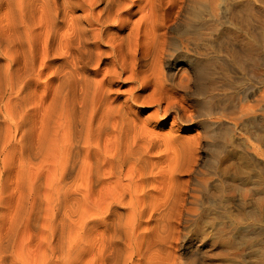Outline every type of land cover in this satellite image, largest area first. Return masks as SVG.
I'll use <instances>...</instances> for the list:
<instances>
[{"label":"bare ground","instance_id":"1","mask_svg":"<svg viewBox=\"0 0 264 264\" xmlns=\"http://www.w3.org/2000/svg\"><path fill=\"white\" fill-rule=\"evenodd\" d=\"M211 1L208 40L191 10L204 0H0V264H204L205 247L248 262L219 234L264 219V123L250 119L264 94L232 108L200 96L222 51L246 73L263 51L237 53ZM182 61L192 75L174 80ZM18 150L57 194L38 254L14 241L28 212L7 213Z\"/></svg>","mask_w":264,"mask_h":264},{"label":"rangeland","instance_id":"2","mask_svg":"<svg viewBox=\"0 0 264 264\" xmlns=\"http://www.w3.org/2000/svg\"><path fill=\"white\" fill-rule=\"evenodd\" d=\"M204 1H206V3L194 2L193 7L191 8V10H193V11L195 10L194 13L192 12V14H193L192 18H194V15L197 14L196 9H198L199 13L203 12L205 20H203L204 22H202V23H204V26L202 29L204 31H201V33L204 36L206 35L207 39L209 40L210 39V32H211V29H210L211 27H209V26H211V23H210L211 17L209 16L210 15L209 9H210V7L212 8V5H211L212 1L211 0H204ZM213 1L215 2V0H213ZM198 3L200 4L199 6H197ZM204 4H205V6H203ZM217 4H219V11L218 12H219V15L221 17L220 21L222 20L221 21L222 23L220 25L221 26L220 27L221 34L223 32H225L222 34L224 37H225V34L229 31H231V33L233 35L236 34L235 35L236 37L234 36L235 38L233 39V43L236 42V43H234V48H235V51L239 54H240L241 50L243 51L245 49L246 46L255 48L254 44H255V46L258 45V46H256V48L259 47V49H256V48L255 49L257 51L258 50L263 51V52L258 51V53L260 52L263 55V58H262L263 61H260V62L258 61L260 63V65L258 63H253L254 65H256V64L257 65L256 66L251 65L252 67L250 66V68H251V70L253 69V73L248 71V73H249L248 74V73H246L247 70H246V68H244V66L240 65L239 68L237 67V66H239V62L237 59H236L237 61H235L234 63H236V65L237 64L238 65L236 66L234 63L231 65V63H230L231 66L229 67L228 66L229 63L227 61L228 57L226 56L224 51H222L221 53L222 54L224 53V54L223 55L220 54V57L222 58L221 62L219 60L218 66H217V64L216 65L213 64L214 66H212L213 67V69H212V82L215 85L213 88V90H215V91L212 90L211 93L209 92L206 95L200 96V99L201 100L205 99L207 102L209 101L208 105H211V106H214V105L217 106V104L219 103L220 105L224 104L225 106L232 108L234 98H235V102H234L235 106H239V107L243 106L244 101L245 102L249 101L250 105H251V103H253V106H254V105H256V99L259 98L260 95L264 94V65H263V63H264V0H217ZM209 5H210V7H209ZM194 6L195 7L197 6V7L194 8ZM201 6L203 8H201ZM198 7H200L201 9H199ZM230 8L234 9V10L233 9L232 10H233V15L235 17V18H233V15H232L233 21H231V22H230V15H229L230 14V12H229ZM245 8H246V10L244 11ZM227 9H228V11H227ZM235 10H237V11H235ZM235 12H238V13H235ZM208 13H209V15H208ZM226 14H227V16H226ZM247 14H249V16ZM245 15L247 17H249L247 19L248 21L246 23L244 22V21H246ZM236 17H237V19H236ZM250 17H251V19H250ZM226 18L228 19L227 21H226ZM193 21H195V19ZM206 37H204L205 42H207ZM224 37H222L223 42L226 39V38L224 39ZM250 43L253 45H250ZM206 44L208 45V43H206ZM206 44L204 43L205 46H206ZM248 45H250V46H248ZM239 54H236V56L237 55L240 56ZM250 64H251V62H250ZM226 67H228L229 69ZM255 67L257 69H255ZM191 70H192V68L189 67L185 61L176 63V66L174 68V73H176V76H174V80H176V79L178 80L179 74H181L184 71L187 72V74L192 75ZM243 71H245V72H243ZM257 74H259V76ZM260 75H262V76H260ZM254 97H256V99ZM194 98L195 97L190 94L191 101H193ZM231 98H233L232 101H231ZM241 98H242V100H241ZM220 101H221V103H220ZM230 102H232V104ZM236 102H237V104H236ZM249 102H246L245 104H247ZM254 102H255V104H254ZM241 103H242V105H241ZM202 106H203V104H202ZM148 113H151V110ZM255 113H254L255 115L253 114L254 116L250 115V119L252 120L253 118H251V117H254L253 120H255V122L261 126L264 123V116H263L264 110L262 113H261V111H258ZM212 117L215 119V118H218L219 116H212ZM262 126H264V124ZM197 131L201 132L200 130H196L194 128L193 130L186 133L185 135L186 136H188V135L192 136V135L197 134L198 133ZM251 143H256V142L254 140H252ZM262 150L264 151V148ZM206 155H208L207 152H206ZM38 166H39V162H34V163L30 164L29 161L26 160L25 153H23L22 150H18L15 152L14 157H13L12 167L10 169L11 170V172H10L11 173V181H10L11 182V194H10L11 195V208L7 212L10 215L12 220H15L18 217V211H19L20 205L23 208L24 212H28L26 217H25L24 222L19 224L15 229L14 241H15V245H16V243L18 245H20L22 243V241L24 239H26L27 243L31 249V252L36 251L35 253H37V251L38 252L40 251L38 249L40 248L39 244L41 243V237H40L41 232H40V230H37V229L42 227L43 216L46 212H50L51 214H54V207L56 205V198H57V194L54 195V193L51 191V194L49 196V193L45 191L43 186H41V187L38 186L39 184L42 185V183L45 184L47 182V176H48V175H46L45 171H41V169H39L40 166L39 167ZM39 180H41L42 183L40 182L39 184H37ZM35 184H37V185L35 186ZM34 186H35V190L33 192H30V189ZM250 202H252V201H250ZM263 204H264V202H263ZM81 205L82 206L80 209V213L77 217H75L76 221H78L82 217L87 216L89 214L88 204L85 202H82ZM254 206H253V203H251L249 210H252V209L254 210L256 207V206L255 207ZM35 209L38 211V222H37L38 228H36V229H34L32 226H29L27 223L28 217L31 215L32 212H35ZM235 213H236V211H235ZM263 220H262V222H259V223H258V221L256 222L254 220H250V222L247 225H251L252 228L248 227L246 224H238V231H236L234 235L227 234V232H226L227 230L224 231V234H223V232L219 234L221 244H227L230 241H232L235 244V247L238 248V250H239L238 252H242V249L246 250L245 254H247L246 259H249L248 262H246L247 261L246 260L244 263V261L240 257L239 258L236 257L237 259L235 258V261L230 262V260L227 257H225V255H223L224 253L222 251H220L218 249L212 251V249L209 247L208 248L203 247L205 252L207 253V254L205 253L206 258L204 259V264H229V263H231V264H264V255H263L264 254V248L260 249V247H259L260 244H261V246L264 245V224H263L264 221ZM246 227H248V228H246ZM219 228H220V226H219ZM242 228L245 230L246 235L244 234V230ZM247 229H249V230H247ZM35 230H37V231H35ZM251 232L254 234H252ZM214 234H215V231L211 232L212 238L215 236ZM244 237L245 238L247 237L246 238L247 242L244 240ZM210 239H211V237H210ZM221 239L223 240L224 243H222ZM249 248H250V250H249ZM247 250H248V252H247ZM181 253L182 252H180L179 254L182 255L183 253L182 254ZM217 253H218V255H217ZM248 253H249V255H248ZM19 254L21 255L20 251H19ZM182 257H184V255H182ZM226 259H228L229 263ZM240 259L242 261H239Z\"/></svg>","mask_w":264,"mask_h":264}]
</instances>
